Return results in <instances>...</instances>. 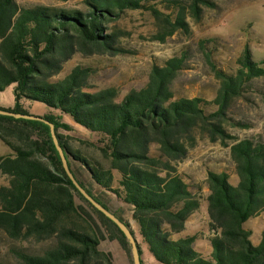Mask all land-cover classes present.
<instances>
[{
	"label": "trees",
	"instance_id": "trees-1",
	"mask_svg": "<svg viewBox=\"0 0 264 264\" xmlns=\"http://www.w3.org/2000/svg\"><path fill=\"white\" fill-rule=\"evenodd\" d=\"M82 2L84 9L0 0V91L12 85L14 96L12 107L0 109L29 114L20 105L25 98L58 110L60 116L43 118L54 124L76 180L110 210L78 179L77 170L85 169L95 185L128 205L139 237L157 261L264 264V229L253 245L245 227L250 217L264 210V142L239 138L226 129L229 121L247 127L233 121L228 109L252 78L264 75V59L255 61L245 44L236 58L238 67L227 71L205 53L220 81L213 98L207 99L179 95L173 88L187 66L184 50L162 65L152 64L144 85L119 98L116 86L92 82L97 66L91 62H77L59 75L75 57L130 52L121 40L126 30L116 25L127 10L149 11L157 26L151 40L164 42L177 30L189 33L187 15L198 21L202 5L214 4L210 0ZM161 3L165 11L158 7ZM63 115L96 134L82 142L96 147L108 165L69 144L59 132L71 129ZM198 135L229 146L237 177L234 184L226 171L207 170V251L195 245V232L183 233L200 208L195 192L201 187L193 186L176 166L188 156ZM0 140L11 150L0 156V173L6 177V183L0 184V231L18 242L7 244L17 264H113L110 252L100 248L105 239L118 240L132 262L124 233L65 172L48 124L0 114ZM111 212L130 228L141 254L130 221ZM30 239L45 244L34 252L27 245Z\"/></svg>",
	"mask_w": 264,
	"mask_h": 264
},
{
	"label": "rangeland",
	"instance_id": "rangeland-1",
	"mask_svg": "<svg viewBox=\"0 0 264 264\" xmlns=\"http://www.w3.org/2000/svg\"><path fill=\"white\" fill-rule=\"evenodd\" d=\"M21 5L46 4L55 6L76 7L84 9L82 0H16ZM186 3V0H182ZM214 6L202 5L201 17L196 21L191 14L187 15L189 33L175 31L164 42L151 40L156 31V22L147 10H127L116 21L118 27L126 30L122 37V44L130 50L116 56L92 55L84 59L75 57L64 66L60 77L77 62H91L95 64L96 72L92 82L97 86L114 85L118 88L121 98L130 88L144 85L152 64L162 65L164 60L186 51L187 66L180 71L173 81V88L179 95L201 96L213 98L220 81L215 77L209 59L218 68L233 71L238 65L236 58L242 53L245 44H248L252 58L260 62L264 59V0H210ZM158 7L165 11L164 4ZM206 40V41H203ZM203 41V42H202ZM209 54V59L205 55ZM14 105L12 85L0 91V106L8 108ZM21 107L29 114L43 117L52 114L60 116V112L38 101L21 99ZM66 116V117H65ZM228 116L235 122L246 123L247 127L233 125L230 121L226 129L231 134L243 137H256L264 142V75L252 78L245 86L242 95L236 98L228 109ZM69 115H64L62 121L71 125V129L60 128L59 132L68 137L69 144L81 150L88 156L99 159L105 165L108 160L100 151L82 140H92L96 135L79 125L74 126ZM10 148L0 140V156L7 155ZM177 169L188 176L189 182L199 185L201 190H194L200 200V208L186 223L183 233L195 232V245L204 251L208 250L205 237L209 234L205 196L208 193L206 186L207 170L226 171L235 184V167L229 156V146L219 141L212 142L206 136H197V142L189 150L188 156L177 163ZM76 167V166H74ZM73 167V168H74ZM75 169V168H74ZM78 169V168H77ZM78 179L92 191L111 211L122 219L130 221L140 246L142 264H164L157 261L137 233L136 226L131 221V209L120 203L112 195L105 193L95 185L85 169L77 170ZM6 183V177L0 173V184ZM108 196V197H107ZM250 230V240L253 245L260 241L264 229V210L258 215L250 217L245 222ZM17 244L10 241L0 231V263L17 264L16 258L8 251L7 244ZM45 242L28 240L31 251H39ZM100 248L111 254L113 264H132L128 254L118 240L105 239L100 242Z\"/></svg>",
	"mask_w": 264,
	"mask_h": 264
},
{
	"label": "water",
	"instance_id": "water-1",
	"mask_svg": "<svg viewBox=\"0 0 264 264\" xmlns=\"http://www.w3.org/2000/svg\"><path fill=\"white\" fill-rule=\"evenodd\" d=\"M0 114L13 116L15 118H26V119L39 120V121H42V122L48 124L53 143H54V145L56 147V150H57V152L59 154V157H60V160H61V163H62V166H63L65 172L70 177L71 181L73 182L75 187L80 191V193L95 208H97L105 216H107L109 219H111L119 227V229L124 233L125 237L127 238L128 242H129V245H130V254H131V257H132V263L133 264H141V262H140V254H139L138 246H137V243H136V239H135L133 233L131 232L130 228L125 224V222H123L121 219H119L114 213H112L110 210H108L105 206H103L101 203H99L91 194H89L85 190V188H83L81 186V184L76 180L75 176L71 172V170L69 168V165H68L67 158L65 156V152H64L62 146L60 145V143L58 141V138L56 136L54 124L51 121H49V120H47V119H45V118H43L41 116H37V115H33V114H25V113H21V112H13V111L4 110V109H0Z\"/></svg>",
	"mask_w": 264,
	"mask_h": 264
},
{
	"label": "crops",
	"instance_id": "crops-1",
	"mask_svg": "<svg viewBox=\"0 0 264 264\" xmlns=\"http://www.w3.org/2000/svg\"><path fill=\"white\" fill-rule=\"evenodd\" d=\"M65 117H66V116H65ZM62 119H64V115L62 116ZM71 121H72V120H71ZM72 122H73V121H72ZM75 125H77V124H74V126H75ZM99 187H100V186H99ZM100 189H101L102 191H104L105 193L110 194L109 197L112 195L110 192L104 190L103 188L100 187ZM107 197H108V196H107ZM112 197H113V195H112ZM129 210H130V208H129ZM187 222H188V221H187ZM187 222H186V223H187ZM185 227H186V226H185Z\"/></svg>",
	"mask_w": 264,
	"mask_h": 264
}]
</instances>
